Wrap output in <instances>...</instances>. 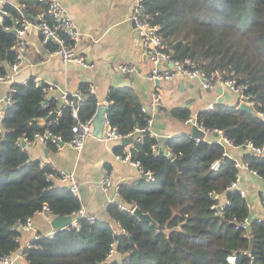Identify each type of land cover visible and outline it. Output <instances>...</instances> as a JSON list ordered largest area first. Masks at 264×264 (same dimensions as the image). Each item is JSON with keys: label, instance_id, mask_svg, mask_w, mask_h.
<instances>
[{"label": "trees", "instance_id": "16d2710c", "mask_svg": "<svg viewBox=\"0 0 264 264\" xmlns=\"http://www.w3.org/2000/svg\"><path fill=\"white\" fill-rule=\"evenodd\" d=\"M18 2L25 4L29 16H35L42 7L38 0ZM144 3L154 22L160 24L174 57L195 58L205 70L220 69L247 83L246 92L255 96L261 103L257 110L264 112V0ZM5 8L10 15L0 25V73L16 61L12 46L17 36L5 27L22 17L17 6L7 3ZM13 86V104L0 131V256L19 247L20 232L13 228L17 222L34 216L45 204L54 216L72 215L82 207L81 199L67 186L48 178L50 164L41 167L40 160L32 159L27 148L15 145L19 136L33 140L37 131L46 128L68 141L75 122L71 108L65 107L62 116L50 123L39 124L37 119L49 110L41 103L42 87L33 77L26 84L15 82ZM81 89L86 100L80 118L95 117L97 97L87 87ZM107 99L111 101L107 118L121 133L146 124L148 114L142 110L135 90L113 88ZM50 107H58L55 96ZM174 112H182L180 115L186 118L190 115L188 109ZM198 122L209 130H222L241 146L245 150L243 160L264 178V154L245 147L247 142L264 144V121L255 112L237 108L235 102L216 101L212 109L201 110ZM210 135L214 137L215 132ZM157 140L145 133L142 142H132V158L140 160L144 173L120 185V201L128 207H140L158 225L111 203L108 212L112 222L120 223L127 234L115 232L109 221L90 222L81 217L79 227L60 229L54 238L39 240L41 248H29L31 264H229L227 257L233 253H237L236 264H264V219L251 218L247 198L232 188L239 172L235 159L225 156L224 147L215 139L197 141L187 134L168 137L163 145L171 150L173 158L163 152L154 154L151 146ZM121 149L119 145L116 152ZM174 158L181 160L180 175ZM220 159L222 164L214 170L212 164ZM146 172L153 179H148ZM215 194H225L229 201L222 211L212 207L221 202ZM233 216L239 220L251 218L249 238L244 230L236 229ZM112 245L117 254L109 259Z\"/></svg>", "mask_w": 264, "mask_h": 264}, {"label": "crops", "instance_id": "0c3cea01", "mask_svg": "<svg viewBox=\"0 0 264 264\" xmlns=\"http://www.w3.org/2000/svg\"><path fill=\"white\" fill-rule=\"evenodd\" d=\"M5 1L14 6L20 5L18 0ZM60 1L67 6L83 34L77 51L93 65L84 67L73 62L67 63L57 55H49L45 44V49L40 45L43 41L39 33L32 28L28 34L29 49L24 54L23 65L16 75V81L22 82L33 77L55 84L58 104L62 103V92H75L83 86L87 89L93 86L98 107L104 104L111 89H133L142 103V110L144 112L148 110L147 114L154 117L153 130L162 146L168 137L180 134L191 136L193 126L185 123L186 117L180 115L182 112L174 111L188 109L189 116H196L201 110L208 108L210 103L219 99L228 104L236 101L235 94L227 88L217 86L213 89H205L199 80L186 76H176L169 81L150 80L147 74L151 69V63L141 48L131 19L135 0ZM121 62L135 63L137 71L130 75L121 74L116 69L117 64ZM10 86L7 81L0 82V99L6 96ZM155 89H159L163 94L162 105L157 110H153L150 105ZM51 121L37 122L47 124ZM208 136L209 134L207 140L216 137ZM119 145L122 149L116 152ZM128 145L120 140L102 139L92 135L87 138L82 151L74 149L68 141L64 144L54 142L44 144L38 140L32 142L27 147V151L32 159L75 172L80 182L82 207L99 219L112 222L108 212L112 190L108 193L103 190L100 184L101 172L105 166L113 168L114 180L119 185L139 178L141 172L137 166L117 158V154L127 149ZM244 152L241 146L231 150L232 155L240 160H243ZM239 174L240 185L246 190L251 218L264 219L262 201L264 178L253 174L246 167L240 168ZM219 198L222 203L226 200V195H219ZM51 218L35 214V228L44 233L52 230ZM21 235L20 243L24 245L31 239L33 232H25Z\"/></svg>", "mask_w": 264, "mask_h": 264}, {"label": "built area", "instance_id": "2783aa9c", "mask_svg": "<svg viewBox=\"0 0 264 264\" xmlns=\"http://www.w3.org/2000/svg\"><path fill=\"white\" fill-rule=\"evenodd\" d=\"M42 5L41 9L27 18L22 13V9L25 4H20L17 6L18 10L21 12V18H15L13 25H8L5 27L7 31H15L17 36L16 42L13 44L12 49L16 53V61L8 66V70L5 73H0V82L7 81L10 83V87L6 96L0 99V131H3V122L6 118L8 108L13 104L12 93L16 91L13 83L16 81V75L21 71L23 65L24 54L28 51L30 41L28 39V34L32 28H35L40 35L47 48L49 55H57L61 57L65 62H73L84 67H91L93 64L89 62L86 57L80 54L77 50L78 44L82 39V32L78 28L75 20L70 15L67 6L60 0H38ZM145 0H135L133 4V11L131 19L135 23V28L137 30V35L140 41L141 48L143 52L148 57L151 63V69L148 71L147 77L152 81H169L176 76H186L190 79H197L200 81L201 86L205 89H213L217 86H222L227 88L230 92L236 96V107L239 108L240 104L245 103L252 107L253 112H255L264 121V112L257 110V106L261 105L255 100V96L252 93L246 92L248 84L240 82L237 78L227 76L225 71L220 69H209L205 70L202 68L201 64L195 58H185L179 59L174 57L169 45L166 41V37L161 31L160 24L154 22L153 15L148 11ZM7 2L5 0H0V25H3L4 18L10 15V12L5 8ZM116 69L123 75H130L137 71V65L131 62H121L117 64ZM28 80H23L21 83L26 84ZM34 82L37 86L42 87L43 98L41 100L42 106L49 109L47 115L39 117L37 120L45 122L47 118L54 112H56V118H59L63 114V109L65 107H70L72 116L75 119L74 124L71 127L72 136L68 140L70 145L78 150L82 151L85 142L88 137L93 135L94 130V117L89 119H81L80 112L84 106L86 100V93L79 89L75 92L64 91L61 93L62 103L58 104V107H50V100L55 96L56 85L51 82H44L40 78H34ZM89 93H95V88L93 86L89 87ZM163 101V94L159 89H155L152 93V99L150 105L153 110H157L161 107ZM111 101L106 99L104 102L105 110V129L101 136L102 139L108 140H122L128 137L132 138V142H142L145 137V133H149L154 136L156 133L153 130L154 117L151 115L148 117L146 124L143 126L136 127L132 132L121 133L118 128L110 123L107 118V110ZM214 107V102L208 105V108L212 109ZM148 112V110H145ZM185 123L193 126L196 125L199 129L207 134L213 132H218V136L214 139L221 144L224 149V155L230 156L235 159L236 165L239 168H249L251 172L255 175H259L258 172L249 167L248 162L240 160L236 156L232 155L231 150L240 146H236L234 141L227 137L222 130L207 129L202 123L198 122V115L192 116L186 119ZM41 141L44 144L48 143H60L63 141L61 134L54 133L49 128L45 130L37 131L34 135L33 140H29L24 136H19L15 140V145L25 150L34 141ZM200 141V138L196 139ZM25 142V144H23ZM247 148L250 151L257 154H264V144L257 146L252 142H247ZM132 143L128 145L122 153L117 154V158L124 162H129L134 164L139 168L141 173H144L141 162L138 159L132 158ZM152 151L154 154H160L163 152L166 156L173 158V154L170 149L163 148L162 145L158 143H153ZM222 164V159L216 160L212 164V168L217 170ZM45 163L40 162V166L43 167ZM148 179H153L150 172L145 173ZM115 174L111 167L105 166L102 168L100 184L104 191L107 193L112 190L109 203H117L120 209H130L133 212V208H128L124 203L120 202L118 198L120 197V185L114 180ZM48 178L54 182V184H60L67 186L73 194L80 198V182L78 181L75 172L67 171L61 168H56L51 166V171L48 173ZM232 188L240 191L241 195L246 197V190L240 185V174L237 173L236 180L232 183ZM219 195L215 194L214 198H218ZM262 201L264 203V195L262 196ZM229 201L219 202L214 204L212 207L219 211H222L225 204ZM36 214L52 217L54 216L47 204L43 206ZM73 222L71 226L79 227V218L84 217L90 222H95L99 218L92 213H89L85 208L81 207L77 212L72 214ZM262 218H259L261 220ZM250 217H246L239 220L237 216H233V221L236 223V229L244 230V236L249 238L248 228L250 225ZM112 227L117 233L127 234L128 230L121 227L120 223L111 222ZM70 226L66 227L69 228ZM20 232V236L17 237L19 241V247L9 253H5L0 256V264H31L28 258L27 250L33 246L41 248L42 245L38 243L42 238L52 239L55 237L57 231L52 229L47 232H42L37 230L34 225V216L28 217L25 220H19L17 224L13 227ZM25 232H33V235L26 244L21 245V234ZM117 254V249L115 245H112L108 253V258L112 259ZM229 264H236L237 253L230 254L227 257Z\"/></svg>", "mask_w": 264, "mask_h": 264}, {"label": "water", "instance_id": "95a60500", "mask_svg": "<svg viewBox=\"0 0 264 264\" xmlns=\"http://www.w3.org/2000/svg\"><path fill=\"white\" fill-rule=\"evenodd\" d=\"M22 13L27 17V18H31V16H29L26 12V10L23 8L22 9ZM134 26L135 23L133 22ZM135 31L137 32L136 28ZM15 33V31H14ZM40 45L43 46V49H45V46L42 42H40ZM222 99H219L218 101H221ZM241 108L245 109L249 112H253V109L250 105L248 104H241ZM105 106L104 105H100L97 109V113L94 117V135L97 137H101L104 127H105ZM56 112L52 113L48 118L47 121H51L54 120L56 118ZM216 135V134H215ZM191 136L192 138H206V133L202 130H200L197 126H194L192 128V132H191ZM122 142L125 143H130L131 142V138L128 139H123ZM24 144V142H23ZM60 144H64V142H61ZM174 161L178 164L179 167V175L181 173V169H182V164H181V160L179 158H175ZM134 214H136L137 216H139L141 219L148 221L150 223H152L153 225H158V223L153 219V217L149 214V213H145L141 210L140 207L136 206L134 209ZM73 222V216L72 215H55L52 216L51 218V226L56 229V230H60L63 228H66L70 225H72ZM130 238H132L130 236Z\"/></svg>", "mask_w": 264, "mask_h": 264}, {"label": "bare ground", "instance_id": "6f19581e", "mask_svg": "<svg viewBox=\"0 0 264 264\" xmlns=\"http://www.w3.org/2000/svg\"><path fill=\"white\" fill-rule=\"evenodd\" d=\"M24 15V14H23ZM215 103V102H214ZM243 104V103H242ZM239 107H241V104H240V106ZM147 113V112H146ZM149 116H151L149 113H148V117ZM192 117V116H191ZM189 118V117H188ZM148 119V118H147ZM187 119V118H186ZM186 119H185V121H186ZM147 122V121H146ZM194 126H196V125H193V127ZM192 127V128H193ZM104 129H105V127H104ZM208 129V128H207ZM201 130V129H200ZM93 132H94V130H93ZM103 132H104V130H103ZM103 134V133H102ZM149 134V133H148ZM212 134V133H211ZM215 136L217 137L218 136V132H215ZM93 135H94V133H93ZM150 135V134H149ZM207 133H206V138H202V139H207ZM151 136V135H150ZM152 137H155V138H157L155 135L154 136H152ZM192 137V136H191ZM128 138H131V137H128ZM128 138H125V139H128ZM194 139H197V138H194ZM201 138H200V140H202ZM123 140V139H122ZM122 140H120V141H122ZM216 141V140H215ZM62 142H65L64 140L62 141ZM159 141L157 140V142H154V143H158ZM61 143V142H60ZM132 143V138H131V142L130 143H128V144H131ZM160 144H161V142H159ZM24 144H25V142H24ZM247 144V143H246ZM246 144H245V146H246ZM162 145V144H161ZM163 148H166V147H164V146H162ZM247 147V146H246ZM169 149V148H168ZM175 159V158H174ZM41 162V161H40ZM45 163V162H44ZM46 164V163H45ZM141 172V171H140ZM121 196V195H120ZM120 201V200H119ZM121 202V201H120ZM123 203V202H122ZM109 204H111V203H109ZM118 205V204H117ZM127 206V205H126ZM119 207V206H118ZM128 207V206H127ZM135 207L136 206H133V207H128V208H133V212L132 213H134V209H135ZM127 210H129L130 211V209H127ZM71 226V225H70Z\"/></svg>", "mask_w": 264, "mask_h": 264}]
</instances>
